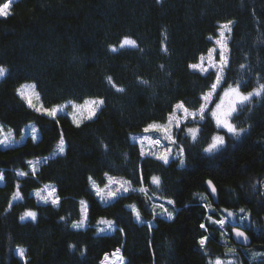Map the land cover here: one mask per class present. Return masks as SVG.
I'll return each mask as SVG.
<instances>
[{
  "label": "trees",
  "instance_id": "16d2710c",
  "mask_svg": "<svg viewBox=\"0 0 264 264\" xmlns=\"http://www.w3.org/2000/svg\"><path fill=\"white\" fill-rule=\"evenodd\" d=\"M3 6L0 264H101L104 253L117 248L123 264H213L229 257L232 263L225 264H264L250 260L230 237L233 225L245 224L252 239L247 247L264 248V95L236 107L230 119L238 137L218 128L211 116L224 88L247 93L264 84V0H0ZM221 24L230 28L224 37ZM124 38L136 46L110 50ZM210 52L209 71L189 67ZM223 62L205 119L173 132L171 144L185 148V163L179 155L168 165L158 161L150 153L162 144L141 145L140 139L160 140L162 133H144V127L165 124L178 102L198 111ZM26 84L34 103L20 91ZM101 99L97 115L79 125L68 113L71 104ZM187 127L201 128L197 142ZM213 134H223L225 146L204 153ZM105 172L133 181L135 191L101 200L92 183L103 188ZM153 175L161 177L160 185L151 182ZM207 179L217 188V203ZM48 187L57 188L58 204L38 199L36 191ZM165 199L175 203L168 207ZM81 200L90 207L84 225L74 228ZM225 208L239 215L229 229L231 223L222 228L212 222L222 219ZM27 211L36 219L21 220ZM201 236L210 237L203 249Z\"/></svg>",
  "mask_w": 264,
  "mask_h": 264
},
{
  "label": "snow or ice",
  "instance_id": "6c2138e0",
  "mask_svg": "<svg viewBox=\"0 0 264 264\" xmlns=\"http://www.w3.org/2000/svg\"><path fill=\"white\" fill-rule=\"evenodd\" d=\"M225 29H227L230 32V28L227 24H221L220 25V32H219L220 37H224V30ZM218 43L221 44V41L218 40ZM124 45H129V46L134 47V46H136V41L129 39V38H124L122 43H121V46H124ZM110 50L115 51L116 49H115V47H111ZM221 59L224 60V57H221ZM215 66H216V63L212 65V67H215ZM226 66H227L226 62L219 65V71H217L216 81H214V83L211 86L213 91L209 92V93H204L201 96L202 103L200 104L198 111L197 110L190 111L189 108L185 106L184 102H178L177 104L174 105V108L176 110H183V113H184L183 119L184 120H188V118L191 117V121H189V122H193V121H196L197 116H199V119L201 121H203L205 119L206 109L208 108V105L211 102L210 97L213 95L214 90L217 88L218 82L220 81V79L223 76V68ZM189 67L192 69H200L201 73H206L207 71H209V69L203 67L202 64H191ZM6 72H7V69L4 66L0 65V77H3L6 74ZM108 82H109V84L112 83L111 77L108 78ZM142 83H147V82L142 81ZM116 90L121 91V92L124 91L123 88H117ZM262 95H264V84L260 85V87L255 88V89H253L247 93L243 92L239 86H229L227 89L224 90L219 102H217L215 105V109L211 112V116L214 118L215 125L218 128H222V129L228 131L229 134L238 137L240 135V132L235 128L233 122L230 119V117L232 116V114L236 108V105L238 103L250 102L251 98L253 96L260 98ZM103 104H104V101L102 99L97 100V101H92L90 103L85 102V104L80 108V111L81 112L86 111L88 118L92 119L97 115V108L101 107ZM49 111H52V110H49ZM76 123H77V125H79V121H77ZM173 127L178 129L179 131L181 129H183V131H184V126L181 125L180 118L174 116L172 113H169L168 120H167L166 124L161 125V124H158L157 122L153 121L151 123H148L144 127L143 132L149 133L151 131H155V132L163 133L165 136V139L167 141L171 142L172 144H176L177 137H174L172 135ZM198 130L201 131V128L197 129L196 127H187V129H186L187 133L190 134L192 139L196 142L198 140V137H197ZM145 141H148L149 143L154 144V145H159L161 143V141L159 139L153 140V139H151V137H149L147 135L143 136L140 139L141 145H143V143ZM225 143H226V137L223 134H213L210 137V142H208L207 146L205 148H203V152L208 153V154H214V153L218 152V150H220L222 147H224ZM59 150L61 152H64L63 140L60 143ZM173 152H174L173 147L166 146L158 152L150 153V155L155 156L158 161H162L163 164L168 165L170 163L169 156H170V154H173ZM175 154H177L181 157L180 164H184L185 160L183 159V157L185 155V148L183 146H179L178 149L175 150ZM139 155L140 156L146 155L143 147H141ZM20 175H25V173L22 172V173H20ZM104 175L107 177V183L104 184L103 188L96 185L95 182L92 183V187L95 190V195L97 197H100L101 200L106 201L109 199L116 198L118 196V194H120L121 192L129 193L130 191H135V189L131 188L133 181L117 179L116 177L109 175L107 172H105ZM0 179H3L2 175H0ZM88 179H89V181H92L93 178L91 176H89ZM140 179L145 180L146 178L143 175H141ZM151 182L153 184L160 185L161 184V177L153 175V176H151ZM206 183L208 184L212 193H215L217 191L211 180H208ZM139 191L141 193H143L145 191V189L143 187H141V188H139ZM56 193H57V188L51 187L50 189L47 190V195H42L40 192H37V196H39L44 201H48L49 198L51 197L52 198L51 203L53 205H56L60 202V197L58 195H56ZM19 195L20 194L17 191L15 193L14 198L19 197ZM174 203H175L174 200H168L169 205H172ZM80 204H81V219L78 222H74L72 224V227H74V228H80L84 225L85 218L87 215V211L90 207L89 205H87V203L84 200H81ZM160 207L164 209V212L167 213L169 218L172 217V215H173L172 212H169L168 209L165 208L163 204H161ZM206 207H210V206L206 205ZM223 211L225 213H227L228 216L233 215V213L229 212L227 208L223 209ZM240 211H241V213H243L244 209L241 208ZM133 213L135 214L136 221L139 222L140 221V212L137 211L134 206H133ZM25 216L31 217L33 220H35L37 214L33 211H27L24 213V215H22L20 217V219L23 220ZM61 219H63V218H61ZM208 219L212 220V217L209 216ZM225 219H226V217H225ZM225 219L213 220L212 222L214 224L223 226L225 224ZM241 219H244V217L241 216ZM104 223L108 224V226L110 228L113 227V225H114V222L110 221V220H105ZM206 227L207 226L205 223H201L199 225V228L202 230L206 229ZM119 231L123 232L124 229L120 228ZM233 233L236 237H241V238H244L245 240L249 239V237L246 235V233L244 231H241L239 228L233 229ZM221 235H223V233H221ZM209 239H210V237L201 236L200 239L198 240V245L203 249L206 246V241ZM228 250L234 251L233 249H228ZM18 252H19L20 256L24 255L23 249H18ZM83 254L84 253H81V255H83ZM113 255H116L117 260H119L121 262V264H123L124 257H123L121 250L119 248H117L115 250ZM101 264H109V254L108 253H104V257L101 260ZM215 264H222L221 259L217 258L215 260Z\"/></svg>",
  "mask_w": 264,
  "mask_h": 264
},
{
  "label": "rangeland",
  "instance_id": "374dc122",
  "mask_svg": "<svg viewBox=\"0 0 264 264\" xmlns=\"http://www.w3.org/2000/svg\"><path fill=\"white\" fill-rule=\"evenodd\" d=\"M4 13H6V7H0V14H4ZM228 25V24H227ZM225 30H227V29H225ZM224 30V31H225ZM130 39V38H129ZM123 41V40H122ZM122 41H121V43H122ZM121 43L119 44V46H117V47H115V49H117V48H120V47H125V46H129V45H124V46H121ZM213 56H214V53L213 52H210L209 54H207L206 56H204V57H202L201 58V60L197 63V64H202L203 65V67H205V68H209V65H210V63H213V62H211V61H214L213 59ZM209 63V64H208ZM224 63V62H223ZM195 70H198V71H200V69H195ZM220 82V81H219ZM219 82H218V84H219ZM229 87V86H228ZM228 87H226V88H224L223 90H222V92H221V94H220V97H219V99L216 101V103L217 102H219V100H220V98H221V96H222V94H223V92H224V90L225 89H227ZM21 89H20V91L24 94V96H26V97H28L29 98V100H30V102H32V103H34V91H33V89L31 88V86L30 85H28V84H26V85H23V86H21L20 87ZM216 90H217V88L214 90V93H213V95L210 97V101L213 99V97H214V95H215V92H216ZM213 90H212V88H211V90L210 91H208L207 93H209V92H212ZM93 100H90V101H87V102H92ZM216 103L214 104V106H213V108H212V110H211V112L215 109V105H216ZM85 103H82V104H71L70 105V110L68 111V113H69V115L71 116V117H73L74 119H75V121L77 122V121H81V120H83V119H85V118H88V115H87V112L86 111H84V112H81L80 111V108L84 105ZM210 104V103H209ZM240 103H238L237 105H236V107L239 105ZM33 105V104H32ZM236 109V108H235ZM66 110V109H65ZM235 111V110H234ZM66 112H67V110H66ZM174 116H176V117H179L180 118V121H181V124H183V123H185V122H189V121H191V117H189L188 118V120H184L183 119V117H184V113H183V110H176V109H174V111H173V113H172ZM214 119V118H213ZM168 120V119H167ZM196 121H200V119H199V116H197V118H196ZM166 123H167V121H166ZM165 123V124H166ZM177 129L175 128V127H173V131H172V135L174 136V134H173V132L174 131H176ZM162 135V137H160L161 139H160V141H161V148H160V150H162L164 147H166V146H169V147H173V149H174V152H173V154H170V156H169V159H172V158H176L178 155L177 154H175V150L177 149L175 146H173L172 144H171V142H169V141H167L166 139H165V136H164V134L162 133L161 134ZM157 147V146H156ZM160 150H158V151H160ZM158 151H156V152H158ZM48 189H50V187H48L47 188V190ZM37 192H40L42 195H47V191L45 190V189H39V190H37L36 191V195H37ZM38 197V199L39 200H42L39 196H37ZM165 200H167V199H165ZM168 201V200H167ZM164 202V201H163ZM165 204H166V206H168V203H166V202H164ZM169 207V206H168ZM230 212V211H229ZM233 213V212H232ZM239 213H240V220H244V219H241V216H243L242 214H241V212L239 211ZM225 217H226V219H225ZM24 218H31V217H28V216H25ZM222 219H225V224L223 225V226H221L222 228H224L225 227V225H226V223H231V224H234V223H236L237 221H238V219H239V215H232V216H228L227 215V213H225L224 211H223V217H222ZM242 250L244 251V253L247 255V257L250 259V260H253V259H258V258H261V259H264V248H262V249H260V248H257V249H251L250 247H243L242 248ZM222 261V264H225V263H232V258L231 257H229V258H227V260H221ZM109 264H121V262L119 261V260H117V258H116V255H113V253L111 254V255H109ZM213 264H215V261H214V263Z\"/></svg>",
  "mask_w": 264,
  "mask_h": 264
},
{
  "label": "water",
  "instance_id": "95a60500",
  "mask_svg": "<svg viewBox=\"0 0 264 264\" xmlns=\"http://www.w3.org/2000/svg\"><path fill=\"white\" fill-rule=\"evenodd\" d=\"M210 180V179H207L206 182ZM205 182V185H206V189H207V192L209 194V196L211 197V199L217 203L218 201V191H216L215 193H212L211 192V189L209 188L208 184ZM214 185V183H213ZM215 186V185H214ZM216 188V186H215ZM217 190V188H216ZM235 228H239L241 231H244L246 233V235L249 237V239L245 240L244 238H241V237H236L233 233V229ZM230 237L232 239V241L237 244L238 246H242V247H247L251 244L252 242V239L251 237L248 235V233L246 232V230L241 227V226H238V225H233L231 228H230Z\"/></svg>",
  "mask_w": 264,
  "mask_h": 264
},
{
  "label": "flooded vegetation",
  "instance_id": "af4514ba",
  "mask_svg": "<svg viewBox=\"0 0 264 264\" xmlns=\"http://www.w3.org/2000/svg\"><path fill=\"white\" fill-rule=\"evenodd\" d=\"M231 225H232V224H228V225H227V229H229V228L231 227ZM235 225L241 226V227H243V228H245V229L247 230V227H246L245 224H239V223H236ZM247 232H248V231H247Z\"/></svg>",
  "mask_w": 264,
  "mask_h": 264
},
{
  "label": "clouds",
  "instance_id": "9594fccd",
  "mask_svg": "<svg viewBox=\"0 0 264 264\" xmlns=\"http://www.w3.org/2000/svg\"><path fill=\"white\" fill-rule=\"evenodd\" d=\"M233 250L235 251L236 249L233 248Z\"/></svg>",
  "mask_w": 264,
  "mask_h": 264
}]
</instances>
